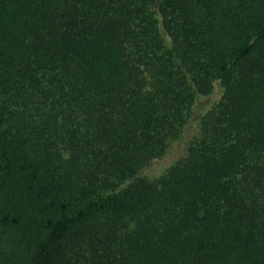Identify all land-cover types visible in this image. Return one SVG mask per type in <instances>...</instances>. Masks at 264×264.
<instances>
[{
  "label": "trees",
  "instance_id": "16d2710c",
  "mask_svg": "<svg viewBox=\"0 0 264 264\" xmlns=\"http://www.w3.org/2000/svg\"><path fill=\"white\" fill-rule=\"evenodd\" d=\"M0 264H264V0H0Z\"/></svg>",
  "mask_w": 264,
  "mask_h": 264
},
{
  "label": "rangeland",
  "instance_id": "374dc122",
  "mask_svg": "<svg viewBox=\"0 0 264 264\" xmlns=\"http://www.w3.org/2000/svg\"><path fill=\"white\" fill-rule=\"evenodd\" d=\"M160 32L164 42L168 44L169 40L167 36L164 35L161 29ZM221 94L222 88L216 80L212 82L208 93L196 94L180 135L176 139L167 140L162 153L149 158L140 167L134 177L143 178L150 182H157L169 167L183 158L190 143L200 135L201 118L219 101Z\"/></svg>",
  "mask_w": 264,
  "mask_h": 264
}]
</instances>
